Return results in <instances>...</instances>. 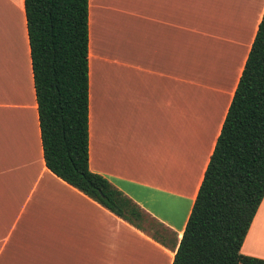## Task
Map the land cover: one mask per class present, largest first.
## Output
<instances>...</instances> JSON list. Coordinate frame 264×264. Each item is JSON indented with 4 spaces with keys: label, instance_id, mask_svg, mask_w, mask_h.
Here are the masks:
<instances>
[{
    "label": "crops",
    "instance_id": "0c3cea01",
    "mask_svg": "<svg viewBox=\"0 0 264 264\" xmlns=\"http://www.w3.org/2000/svg\"><path fill=\"white\" fill-rule=\"evenodd\" d=\"M263 8L87 0V166L160 243L44 165L23 0H0V264H170ZM240 252L264 259V195Z\"/></svg>",
    "mask_w": 264,
    "mask_h": 264
},
{
    "label": "trees",
    "instance_id": "16d2710c",
    "mask_svg": "<svg viewBox=\"0 0 264 264\" xmlns=\"http://www.w3.org/2000/svg\"><path fill=\"white\" fill-rule=\"evenodd\" d=\"M23 10L44 165L143 230L148 215L87 166V0ZM263 195L264 8L170 264H264L240 252Z\"/></svg>",
    "mask_w": 264,
    "mask_h": 264
},
{
    "label": "rangeland",
    "instance_id": "374dc122",
    "mask_svg": "<svg viewBox=\"0 0 264 264\" xmlns=\"http://www.w3.org/2000/svg\"><path fill=\"white\" fill-rule=\"evenodd\" d=\"M232 32H234V31H232ZM208 35L209 36L206 40L205 45L199 41L198 37L194 40V44L198 48H200V51H202V49L206 48V47L210 48L212 38H211V34H208ZM229 35H231V33H229ZM201 40H202V38H201ZM214 49H215V45H214ZM195 60L197 61L195 68L198 69L199 67L202 66V64L205 62L206 59L203 56H201L200 59L196 58ZM146 218H147L146 221L140 222L141 228L149 234H158L162 230L161 227L151 217H146Z\"/></svg>",
    "mask_w": 264,
    "mask_h": 264
}]
</instances>
